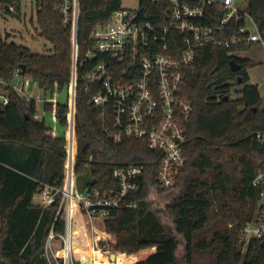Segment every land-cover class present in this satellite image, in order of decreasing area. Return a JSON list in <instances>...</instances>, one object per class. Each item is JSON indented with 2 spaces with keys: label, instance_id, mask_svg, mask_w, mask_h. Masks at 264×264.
Returning a JSON list of instances; mask_svg holds the SVG:
<instances>
[{
  "label": "trees",
  "instance_id": "obj_1",
  "mask_svg": "<svg viewBox=\"0 0 264 264\" xmlns=\"http://www.w3.org/2000/svg\"><path fill=\"white\" fill-rule=\"evenodd\" d=\"M57 0H40L37 15L40 36L52 45L49 53L9 41L0 32V88L8 103L0 101V264H63L65 260L66 207L65 136H57L46 120L35 119L37 102L28 101L11 82L30 80L46 94L68 89L72 69L70 31L55 11ZM122 7V0H80L79 41L82 54L91 34ZM248 12L264 31V0H248ZM238 49L209 47L198 52L185 70L184 96L193 104L185 124L187 163L177 196L167 205L173 225L163 224L149 203L159 163L143 140L109 139L101 130L90 95L80 85L76 115V178L85 187L113 188L115 168L145 163L138 207L113 210L105 230L95 239L99 249L115 254L116 264H264V248L252 241L244 252L243 227L250 222L261 200L253 182L264 170V150L257 134H264L263 97L250 83V59L230 56ZM241 65L233 72L230 61ZM23 67V68H21ZM241 79V83H239ZM239 98L232 97L233 88ZM228 98L225 100V98ZM64 128L67 104L44 103ZM65 134V132H64ZM95 181V185H92ZM55 190L60 193L54 194ZM45 191L53 197L46 206L34 203ZM164 192V191H159ZM84 214L75 207L72 224L74 264H91L82 229Z\"/></svg>",
  "mask_w": 264,
  "mask_h": 264
},
{
  "label": "built area",
  "instance_id": "obj_2",
  "mask_svg": "<svg viewBox=\"0 0 264 264\" xmlns=\"http://www.w3.org/2000/svg\"><path fill=\"white\" fill-rule=\"evenodd\" d=\"M57 1L55 11L70 31L72 45L68 125L64 134L65 185L61 193L66 207L63 264H74L75 207L90 219L108 218L113 210L136 209L138 203L133 197L141 190L146 169L145 163L118 167L113 172V188L77 190L79 86L89 93V105L97 112L101 130L109 139L143 140L157 155L154 162L159 163V168L151 193L171 192L177 188L187 163L185 124L193 111L192 102L183 94L185 70L195 62L199 51L209 47L264 46V31L251 18L248 0H139L137 7H121L106 24L96 26L88 50L82 54L80 0ZM41 8L40 0H0V13L16 19L25 10L30 20H37ZM235 53L229 54L234 57ZM16 91L28 101L33 99L23 86ZM1 101L6 105L8 98L2 96ZM34 118L39 119L38 115ZM257 142L264 150V134H257ZM253 185L261 189V200L254 218L241 231L244 252L252 241L264 242V170L257 174ZM93 253L92 264L108 261L112 254L96 245Z\"/></svg>",
  "mask_w": 264,
  "mask_h": 264
},
{
  "label": "rangeland",
  "instance_id": "obj_3",
  "mask_svg": "<svg viewBox=\"0 0 264 264\" xmlns=\"http://www.w3.org/2000/svg\"><path fill=\"white\" fill-rule=\"evenodd\" d=\"M138 2L139 0H122V7L135 8L137 7ZM248 28L252 31H255V27L252 25H248ZM0 32L4 37L9 34V41H14L18 44L25 45L38 53H49L52 49V45L40 36V30L37 24V20H30V13L25 10L22 11L21 16L18 19L13 17H6L2 13H0ZM234 57L251 59L256 62V66L249 68L248 72L250 76V83L257 85L260 88L263 96L264 108V46L260 44L255 45L246 51L235 53ZM22 85L24 86L25 93L27 95H31V97L36 100L39 113H46V124L53 128V131L57 136H63L65 128L60 125L58 120L51 112L44 111V103L68 104V89H64L59 93L56 92L53 95H45L43 91L38 87V85L34 84L30 80H23L19 77H15L11 82V86L14 87L15 90ZM238 89V87H235L232 90V97L234 99L240 97V95L236 93ZM4 94V90L0 88V101L2 100V96H4ZM88 179V177H84L83 179L79 180L76 186L77 190L86 189L85 181H87ZM177 192L178 188L171 192H153L151 193V197L149 198V203L152 208L157 211L160 221L170 228L173 225V221L167 211V205L171 203L177 196ZM105 220L106 217L103 216L94 219H90L85 215L83 216L82 225L84 230L89 231L87 233L88 237H91L89 241H91L92 235L98 237L101 233L104 232ZM93 264L116 263L110 260H106L97 261Z\"/></svg>",
  "mask_w": 264,
  "mask_h": 264
},
{
  "label": "crops",
  "instance_id": "obj_4",
  "mask_svg": "<svg viewBox=\"0 0 264 264\" xmlns=\"http://www.w3.org/2000/svg\"><path fill=\"white\" fill-rule=\"evenodd\" d=\"M240 59H245V58H240ZM251 60V59H250ZM254 61V60H253ZM249 73V72H248ZM252 84V83H251ZM23 86V85H22ZM24 87V86H23ZM260 90V88H259ZM261 93V91H260ZM262 95V93H261ZM31 96V95H30ZM263 97V96H262ZM38 117L39 119H45L46 120V113H39V110H38ZM51 202V197L49 196L48 192L45 191L44 193L42 194H37L35 197H34V203L37 204V205H41V206H46L47 204H49ZM82 229H83V232H84V235H85V238H86V245H87V248L89 250V253H90V260H92L93 256H94V253H93V247L95 245V239L97 236H93L92 235V239L91 241H89V238L87 233L89 232L88 230H84L83 228V225H82ZM91 244V246H90ZM92 264V263H91Z\"/></svg>",
  "mask_w": 264,
  "mask_h": 264
},
{
  "label": "water",
  "instance_id": "obj_5",
  "mask_svg": "<svg viewBox=\"0 0 264 264\" xmlns=\"http://www.w3.org/2000/svg\"><path fill=\"white\" fill-rule=\"evenodd\" d=\"M230 67H231V69H232L233 72H238V71L241 69V65H239V64L236 62L235 59H232V60L230 61ZM21 68H23V67H21ZM239 83H241V79H239ZM227 99H228V98L226 97L225 100H227ZM91 184H92V185H95V181H92ZM261 246H262V248H264V242L261 243ZM115 260H116V256H115V254H111V256H110V261L115 262Z\"/></svg>",
  "mask_w": 264,
  "mask_h": 264
}]
</instances>
